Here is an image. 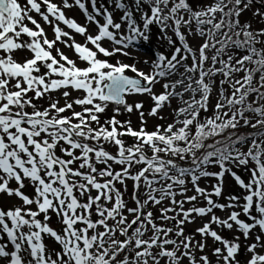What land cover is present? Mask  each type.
<instances>
[{
	"label": "snow or ice",
	"instance_id": "snow-or-ice-1",
	"mask_svg": "<svg viewBox=\"0 0 264 264\" xmlns=\"http://www.w3.org/2000/svg\"><path fill=\"white\" fill-rule=\"evenodd\" d=\"M90 2L92 12L85 0H0V194L19 201L0 207V264H241V236L250 241L245 264H264V27L242 22L256 0H207L196 7L190 0H134L139 23L123 0H113L123 23ZM72 7L95 24V35L66 16ZM261 8L252 15L264 21ZM35 16L52 27L53 39ZM153 25L173 51L156 54L149 72L99 58L129 56L130 47L149 40ZM189 36L202 43L192 47ZM20 50L30 58L17 60ZM58 92L63 106L52 99ZM72 92L81 95L69 100ZM134 95L150 96V116L178 100L173 121L147 131L143 104L128 103ZM46 96L50 103L39 107L36 101ZM109 105L116 114L121 107L139 112L141 128L115 115L101 123ZM241 128L255 131L242 134ZM233 167H243L248 180ZM226 174L242 192L221 204L213 197L222 195ZM209 177L217 180L211 190L200 187ZM128 181L132 207L125 199ZM157 206L159 215L151 210ZM52 214L59 229L50 225ZM196 218H207L195 229L200 240L185 232ZM213 225L239 235L226 239ZM209 239L214 260L205 254Z\"/></svg>",
	"mask_w": 264,
	"mask_h": 264
},
{
	"label": "rangeland",
	"instance_id": "rangeland-1",
	"mask_svg": "<svg viewBox=\"0 0 264 264\" xmlns=\"http://www.w3.org/2000/svg\"><path fill=\"white\" fill-rule=\"evenodd\" d=\"M21 2L23 3V0H21ZM54 2L60 4L61 0H54ZM70 2H71V0H70ZM124 2H125L126 7L130 11L133 8L132 12L134 13V18L136 19L137 23H139L140 22V14H139V12H136V10H135L134 0H125ZM190 2L193 4L194 7H196L197 4L205 3V2H207V0H190ZM85 3H86V6L88 8V11L92 12L93 8H92V4H91L90 0H85ZM96 5H97V7H103L104 9H107V11L112 14L113 19L117 23H123L121 21V16L123 15V12H122V10L117 9L115 7L113 0H96ZM145 8H146V6H145ZM257 8H261L260 0H256V4L253 6L252 10L248 11L244 14V16L242 17V22L251 21L253 28L259 29L261 27H264V21H261L259 18L253 17L252 12L255 11ZM261 10H264V8H261ZM65 14L68 18L74 19L77 23L87 27V29H88L87 34H89V35H95L96 34L97 29H96L95 24L88 23L86 21L84 14L82 13V11L79 8L72 7L69 9H65ZM35 18L37 19V21L39 23H41L42 27L45 29V32H46L48 38L53 39L54 34L52 31V27L45 24L39 16H35ZM97 19H99L100 22L103 23V17H97ZM29 26L31 27V25H29ZM60 27L64 31H70L69 29L66 28V26H64L62 24L60 25ZM122 31H123V28H122ZM71 35L73 36V39L75 40L76 43H80V44L86 43L84 36H81V35L76 34V33H71ZM168 35L171 36L172 39H174V40L176 39L171 32H169ZM188 42L190 43V45L192 47L196 48V47H198V45L200 43H202V40H200L199 38H193V37L189 36ZM69 43H71V41H69ZM103 46L106 48H109V49H111V47H113L110 42H105L103 44ZM177 46H179L178 43H177ZM56 47H58L61 51H63L64 54L66 56H68L70 59L76 61L77 65L79 67H85L86 66L84 62L79 61L77 55L74 53V51L71 48L65 47L64 44H62V43H58L56 45ZM88 47L91 48L92 46L88 45ZM172 51H173V48L169 46L167 40L161 38V33L159 31V28L157 26L153 25L151 28L149 40L147 42L140 41L139 43H136L132 47H130L128 49V52L130 53L129 56L116 54V55L111 56V57H104L103 55H100L99 58L100 59H107L110 63H113V64H115L117 61H120V62L125 63V64H135V66L139 70L144 71V72H149L151 70V65H152V62H153L156 54H164V55L170 56ZM53 54L55 55V50H53ZM30 56H31V54L27 50H20L16 53V59L17 60H23L26 57L30 58ZM209 56H211V53H209ZM145 61H147V63H145ZM188 63L190 64L191 61L189 60ZM127 75L130 77L134 76V74L131 72H128ZM239 75H243V73H241ZM175 78L176 77H172V79H175ZM218 80H219V78H218ZM163 82L164 81H162L161 83H163ZM224 87L227 88L228 86L225 85ZM154 91L157 94H159L160 92L163 91V89H162L161 85L158 84V85H156ZM79 95H81V93L72 92V95L68 99L69 100L75 99ZM185 98H187V96ZM52 99H58L60 101L61 106H63V104L65 103L63 96L59 92L53 93ZM216 99H217V94H216V91L214 90L212 93V97H211V105L215 104ZM127 100H128L129 104H135V103H142L143 104L142 111L144 112V121H145V123L143 124V127H145V129L149 132L155 131L157 125L167 126V124L171 123L173 121V118H174L172 110L179 106V101L176 99H173L171 102V105L165 106L164 108H162L159 111L157 116H150V115H148V113L151 111V109L153 107V101L151 100L150 96H148V95H134V96L127 97ZM36 103L38 104L39 107L43 108V107L48 106V104L50 103V100L46 96V97L40 99L39 101H36ZM115 107H116L115 105H109V107L105 111V113L100 114L101 123H103L105 120L112 118L115 115V117L118 121H121V122L130 121V126L134 130H139L141 128L142 124H141V117H140L139 112L134 110L132 113H128V112L124 111L123 108L121 107L120 113L116 114L114 112ZM80 110L81 109L77 106L76 111H80ZM202 115H210V113H203ZM161 117H162V119H161ZM239 131L242 134H246L249 132H253L255 130L251 129V128H241V129H239ZM124 139L126 140V143L128 145H131L134 142L133 139L130 137H125ZM105 147L108 151L115 154L116 150H115L114 146L106 144ZM251 166L252 165H250V167ZM116 167H117V170H119L118 166H116ZM209 171L218 172L219 168L211 167V168H209ZM232 171L236 172V174L241 176V178L244 179L245 181L248 180L249 173L243 167H241V168L233 167ZM199 183H200V187L208 188L209 190H211V185L216 184L217 180L215 178L209 177V178H203ZM12 186L15 187V184L13 183ZM188 187L190 189V191L188 192V195L194 194V192L191 191V185L190 184L188 185ZM24 191L26 194H28L30 196L32 195V192H33L32 188L30 186L26 187L24 189ZM241 192H242V190L235 183L232 176L226 174L225 177L223 178L222 195L218 198L213 197V199L216 200L217 203L225 204L228 202L227 197H229L231 195H239ZM131 196H132V182L128 181L127 182V191L125 192V199L128 200V206L129 207L134 206V204L131 200ZM177 199H180V197L178 196ZM17 204H19L18 199L13 198V197H8L6 194H0V207L8 208L12 205H17ZM189 206L190 205H187V204L185 205L186 208ZM199 206H203V202H201L199 204ZM151 210L154 212L155 215H159L158 206L153 207ZM214 212H215V215L219 216L222 219L226 218L228 215V211L221 212L219 209L214 210ZM241 219H245V217L241 216ZM205 222H207V218H203V219L196 218L194 223L187 224L185 226L186 234L193 235L196 240H200L201 237L195 233V229L202 226V224ZM50 225L55 229L60 228L59 221L54 214H52ZM213 228L215 230H217L219 232V234H221L226 239H232L233 237L239 235V233L235 231V228L233 230H228L226 228H218L216 225H213ZM240 242L242 245V249H241V252L238 256V259H240L241 264H245V261H246L247 257L249 256V254L247 253V250H246V245L250 241H245L243 239V237L241 236ZM207 245H208V247H206V249H205V254H208L211 257V249H212V247H214L213 241L211 239H209L207 241ZM197 255H199V253H197ZM211 258L213 260L215 259L214 257H211Z\"/></svg>",
	"mask_w": 264,
	"mask_h": 264
},
{
	"label": "trees",
	"instance_id": "trees-1",
	"mask_svg": "<svg viewBox=\"0 0 264 264\" xmlns=\"http://www.w3.org/2000/svg\"><path fill=\"white\" fill-rule=\"evenodd\" d=\"M125 0H123V2H124ZM125 3V2H124ZM133 10V8L131 9V11ZM221 139H222V137H221ZM209 142H212V141H209ZM181 163H183V162H181Z\"/></svg>",
	"mask_w": 264,
	"mask_h": 264
}]
</instances>
